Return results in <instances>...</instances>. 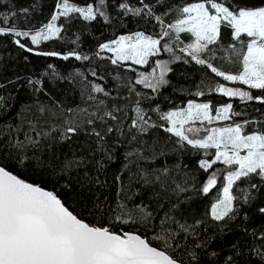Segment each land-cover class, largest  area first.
<instances>
[{"label":"trees","instance_id":"16d2710c","mask_svg":"<svg viewBox=\"0 0 264 264\" xmlns=\"http://www.w3.org/2000/svg\"><path fill=\"white\" fill-rule=\"evenodd\" d=\"M61 1L0 0V14L15 13L9 24L2 26H14L21 32L39 30L48 24ZM199 2L206 0H105L102 11L107 19L99 15L90 21L75 14L60 17L57 38L34 47L15 35H0V167L53 191L85 222L117 233L138 232L151 238L159 232V220L165 214L195 226L190 234L179 232L172 241L173 246L180 245L172 255L181 264H264L253 254L254 248L264 252V239L259 238L264 236V179L250 175L238 180L232 188L233 211L223 220H213L210 206L219 196L225 168L214 164L204 171L199 163L210 161L213 152L180 141L165 131L167 122L161 118L190 100L208 102L213 110L230 102L232 113H239L231 114L234 121H248L242 134L264 133V103L223 97L216 91L222 81L207 67L211 63L232 75L241 71L238 60L222 56L242 48L233 39L232 29L221 25L217 43L201 55L204 65L174 52L173 44L162 39L160 58L170 64L165 82L155 90L134 82L135 67L112 64L109 55L98 52L102 44L121 35L143 32L160 38L167 25L182 18L180 7ZM219 2L230 10L264 6V0ZM69 3L85 7L90 3L95 6L99 0ZM121 4L144 11L135 15L120 8ZM149 9L151 14H147ZM190 41L189 34L181 33L175 42ZM165 44L173 47L171 52L164 51ZM52 52L58 55L38 54ZM71 53L88 59L78 60ZM150 68L151 63L143 71ZM95 87L103 91H94ZM248 91L254 97H264V90ZM137 108L147 121L142 124L143 132L131 128ZM69 127L76 132L67 133ZM33 140L37 143H31ZM70 160L77 161V166L64 169V162ZM213 172L217 183L204 193ZM138 205L152 213L147 225L140 220L144 212ZM121 215L137 222L121 223L116 219ZM152 243L159 246L157 241Z\"/></svg>","mask_w":264,"mask_h":264},{"label":"snow or ice","instance_id":"6c2138e0","mask_svg":"<svg viewBox=\"0 0 264 264\" xmlns=\"http://www.w3.org/2000/svg\"><path fill=\"white\" fill-rule=\"evenodd\" d=\"M104 4L105 0H99L95 6L90 3L85 7L70 4L69 0L57 3L58 12L52 15L47 25L31 35L32 44L57 37L61 28L57 27L55 22L61 16L67 17L70 13H78L84 20H95L97 15L107 19L105 12L102 11ZM147 7L145 5V8ZM120 8L127 9L135 15H140L144 11L128 8L127 4H121ZM22 11L27 13L28 10ZM178 11L182 18L177 19L175 24L168 25V28L175 33V39H179L180 33H190L195 38L186 48H181V52H186L197 64H206L198 54L208 49L209 45L217 43L221 25L224 24L232 29L233 39L245 49L241 61L242 71L232 75L218 71L211 63H208L207 67L226 81H238L250 89L264 90V6L230 10L224 2L206 0V3L187 4ZM147 14H151V9ZM12 16H15V13L0 14V35L28 37L29 32L18 31L14 26H2L9 24ZM155 19L163 23L160 16H156ZM170 35L167 30L161 32L160 38L137 32L134 35L121 36L111 44H102L100 50L114 54L112 64L131 61L136 65H146L149 57L160 52L161 40ZM16 43L21 48L25 47L19 40ZM163 48L164 51H172L168 44ZM38 54L58 55L55 52ZM70 55H74L78 60L88 59L87 56L81 57L75 53ZM68 58V55L63 56L65 60ZM156 69H160L158 78ZM167 70V62L157 61L152 72L149 75L141 73L140 79L135 83L155 90L159 84L165 82L164 74ZM95 91L103 89L96 87ZM216 91L227 97H239L245 101L255 99L264 103V97H254L248 91L223 85L216 88ZM197 95H203V92H198ZM212 111L209 103L190 102L186 109L170 111L161 118L170 124L165 131L178 137L180 141H186L194 148L216 150L214 159L200 161V167L204 171L211 169L217 161L227 166H237L235 170L227 172L224 177L227 183L223 187L222 198L211 206L212 219L219 221L233 211L234 196L231 190L236 181L251 174L264 178V133L242 134L244 124L248 121L244 124L236 123L234 126L211 129L191 126L197 121L201 125L205 122L211 124L214 120L226 121L231 119L230 113L239 115L232 113V104L215 109V115ZM136 113L137 118L131 121V128L143 132L146 129L142 124H147V121L139 108L136 109ZM186 125L188 127H185ZM202 130L207 134L202 138H196ZM111 131L112 129H109V132ZM66 132L74 134L76 128L69 127ZM96 135L99 136L98 133ZM31 143L37 142L33 140ZM77 164L78 162L74 160L65 161L63 168L70 169ZM216 176L215 172L209 176L202 189L204 193H208L216 185ZM116 179L120 181L119 176ZM137 208L144 212L140 220L147 225L152 213L139 205ZM116 219L124 224L137 222L131 218L124 219L123 215L117 216ZM198 224L199 222L196 226ZM172 225H175V228ZM158 226L159 232L149 238L138 232L117 233L106 226L91 225L70 211L53 191L27 182L6 168L0 167V264H181V261L172 255L180 245L173 246L172 241L179 232L190 234V230L195 226L180 223L168 214L159 220ZM259 238L264 239V236ZM152 241L159 242V246H153ZM253 254L264 260V252L260 248H254ZM190 255L195 259L194 254Z\"/></svg>","mask_w":264,"mask_h":264},{"label":"rangeland","instance_id":"374dc122","mask_svg":"<svg viewBox=\"0 0 264 264\" xmlns=\"http://www.w3.org/2000/svg\"><path fill=\"white\" fill-rule=\"evenodd\" d=\"M63 1H61V2H59V3H62ZM207 6V5H206ZM58 12V9L55 7V11H54V13H53V15L54 14H56ZM78 15L80 18H82L83 19V17L82 16H80L78 13H70L69 15ZM61 17H64V16H61ZM51 21V20H50ZM49 21V22H50ZM48 22V23H49ZM56 23V26L58 27V24H57V21L55 22ZM176 22H174V23H171V24H169V25H172V24H175ZM40 30V29H39ZM39 30H36V31H32V32H29V36L28 37H24V36H17V37H19L20 39H26L29 43H30V45L31 46H37L38 44H32V42H31V39H30V37H31V35H33V34H35L37 31H39ZM164 30H167V31H169L170 32V37H164L163 39H165V41H167V42H169V43H172L173 44V46H174V48H173V51L174 52H177V53H181V55L182 56H184V57H186V59L187 60H189V61H191V62H194V63H196L194 60H192L191 59V56H189L186 52H181L180 51V49L181 48H186V46L188 45V44H190V43H192L193 41H194V37H192L191 36V34L190 33H187V34H189V36L191 37V41L189 42V43H183V42H180V43H176L175 41L177 40V39H175V33H173L172 32V29H170V28H168V25L163 29V31ZM27 32V31H26ZM135 33H132V34H126V35H121V36H128V35H134ZM181 34V33H180ZM121 36H118L117 38H115L114 40H118L119 39V37H121ZM55 38H57V37H54V38H52V39H55ZM242 39H246V38H242ZM51 40V39H50ZM114 40H112V41H114ZM44 41H47V40H42L41 42H44ZM112 41H110V42H107L108 44H111V42ZM40 42V43H41ZM39 43V44H40ZM237 44H238V47L240 46V43L239 42H237ZM175 45H176V47H175ZM215 46V44H213V45H209L208 46V48H212L213 49V47ZM239 50H231V51H228V52H223L222 53V56H224L227 60H229V61H233V60H238L239 62H240V64H241V71H242V63H241V61H242V55H243V52L245 51V49H243V48H238ZM98 52H101V53H104V54H107V55H109L110 56V58H111V60L112 59H114L115 57H114V54L113 53H111V52H108L107 50H104V51H101L100 50V47L98 48ZM204 52H202V53H199L198 55H199V57L202 59V57H201V55L203 54ZM160 52L159 53H157L155 56H151V57H149V61H148V64L149 63H151V68L148 70V71H143V69H145V67H146V65H136V64H133L131 61H119L118 63H122V64H127V65H129L130 67H135L134 69H135V71L137 72V74L135 75L136 77H135V81L136 80H138V79H140V74L141 73H143V74H145V75H149L151 72H152V69L153 68H155V66H156V62L157 61H161V62H167V69H168V67H169V64H170V62L169 61H167V60H163V59H161L160 58ZM151 58H154V59H151ZM176 59H174V60H171V62H173V61H175ZM210 70V69H209ZM211 71V70H210ZM212 72V71H211ZM167 73V71L165 72V74ZM213 73V72H212ZM159 74H160V69H156V77L158 78L159 77ZM164 74V75H165ZM215 76H217L215 73H213ZM239 74V73H238ZM217 78H219L222 82H221V84L220 85H223V86H225V87H228V88H232V89H240L241 91H248V90H256V89H250L247 85H243V84H241V83H239L238 81L237 82H232V81H226V80H224L223 79V77H221V76H217ZM134 81V82H135ZM162 84V83H161ZM161 84H159V85H161ZM140 85H142V84H140ZM158 85V86H159ZM142 86H144V85H142ZM96 88V87H95ZM95 88H94V91H95ZM249 92V91H248ZM221 95L223 96V97H225V98H227L228 100H232V99H237V100H240V101H242V102H246L245 100H241L239 97H227V96H224L222 93H221ZM190 102H192V103H208V102H202V101H198V100H190V101H187V102H185L184 104H182V105H179V106H177V107H175V108H173V109H171V110H169L168 112H170V111H179V110H182V109H186L187 108V106H188V104L190 103ZM227 104H230V102H225V103H223V104H220V105H217L215 108H214V110L212 111V114L213 115H215L216 113H215V109H217V108H220V107H222V106H226ZM167 112V113H168ZM230 116H231V113H230ZM167 122V121H166ZM234 124H236V122L234 121V119L232 118V116H231V119H229V120H226V121H223V120H221V121H217V120H214L211 124H208L207 122H205L203 125H201L200 123H199V121H197L195 124H193V125H191V126H193V127H201L202 129L203 128H208V129H211V128H214V127H224V126H234ZM241 124H243V123H241ZM167 127H170V124L167 122ZM185 127H188V125H186ZM207 133L206 132H204L203 130L198 134V136H196V138H202L204 135H206ZM189 136L190 137H192V134L191 133H189ZM184 142H186V141H184ZM187 143V142H186ZM191 146V145H190ZM203 150H205V149H203ZM207 150H211L213 153V156H212V158H211V160L212 159H214V153H215V149H207ZM242 155L244 154L243 152L241 153ZM210 160V161H211ZM216 165H221L223 168H225V170L223 171V174H222V177H221V187H220V190H219V196H218V198L216 199V201H214V202H212V204H211V206L214 204V203H216L217 201H218V199H220V198H222V195H223V192H222V190H223V187L226 185V183H227V181L224 179V177L227 175V172L228 171H230V170H235L236 169V167L237 166H227V165H224L222 162H220V161H217L216 162ZM199 166H200V163H199ZM251 175H255V174H251ZM242 178H245V177H242ZM262 179H264V178H262ZM237 182V181H236ZM235 182V183H236ZM235 183H234V185H235ZM233 185V186H234ZM231 192H232V190H231ZM211 206H210V210H211ZM209 216L211 217V211H209ZM212 218V217H211ZM214 220V219H213ZM215 221H217V220H215ZM220 221V220H219ZM206 264H208V263H206Z\"/></svg>","mask_w":264,"mask_h":264}]
</instances>
